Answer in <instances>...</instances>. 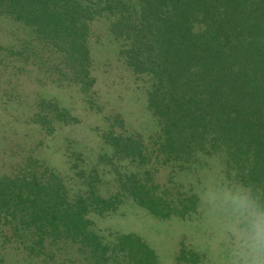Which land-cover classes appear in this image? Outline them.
Wrapping results in <instances>:
<instances>
[{
    "label": "trees",
    "instance_id": "obj_1",
    "mask_svg": "<svg viewBox=\"0 0 264 264\" xmlns=\"http://www.w3.org/2000/svg\"><path fill=\"white\" fill-rule=\"evenodd\" d=\"M0 17L29 27V42L47 51L38 62L51 54L47 68L55 71L43 74L34 52L31 60L29 52L12 59L0 44V95L14 99L24 125L23 134L0 132V230L9 253L34 264H65L67 257L70 264H160L139 236L105 239L91 216L125 199L159 217L188 214L199 200L189 174L197 185L205 167H218L220 177L264 205V0H0ZM98 17H106L135 78L148 82L146 106L157 130L144 143L117 131L113 120L101 132L106 145L97 161L72 163L61 174L34 154V141L55 122L77 118L26 87L49 80L87 93L94 84L90 23ZM108 154L131 163L115 168L112 184L100 164Z\"/></svg>",
    "mask_w": 264,
    "mask_h": 264
},
{
    "label": "rangeland",
    "instance_id": "obj_2",
    "mask_svg": "<svg viewBox=\"0 0 264 264\" xmlns=\"http://www.w3.org/2000/svg\"><path fill=\"white\" fill-rule=\"evenodd\" d=\"M107 27L106 17H98L90 23L88 44L94 84L87 93L81 91L79 85L52 80H43L37 85L29 84L26 87L32 96L35 86V90L39 93L43 91L46 98H50L58 106H66L77 118L68 123L55 122L53 130L43 131L45 136L34 141L39 150L34 154L61 174L69 171L72 163L80 166L97 161L100 150L106 145L101 132L113 120V127L117 131L139 137L144 143L149 142L150 135L157 130L154 116L146 106L145 86L148 82L144 78H135L131 69L123 62L118 55L119 42L112 37ZM32 36L29 27L0 17V44L5 46L3 52L11 54L12 59L17 54L19 61H23L29 52L30 60L36 53L38 62L39 54L47 52L29 42L28 39ZM10 47H15L16 51H12ZM51 58V54H44L39 64L36 63L43 67L45 75L50 70L55 74L53 69L47 68ZM40 79L42 78L38 81ZM4 86L6 85L0 86V92H4ZM18 99L24 100L23 97ZM9 100L14 99H10L8 94L0 95V132L10 134L8 127H13L23 134L20 111ZM107 117L111 119L108 120ZM28 132L32 134L31 129H27L25 133ZM32 136L35 137L36 134ZM4 142V139L0 140V147ZM100 164L104 169V179L110 181V177L116 176V167L127 170L131 163L125 160L119 162L108 154ZM189 177L199 194L196 210L183 216L159 217L134 201L125 199L116 210L108 214L94 213L91 216L92 228L105 235L108 240L117 233L130 232L139 236L153 248L160 264H233L236 237L233 234L234 217L230 196L241 186L220 177L218 167H205L197 185L194 174H189ZM110 183L106 187L112 189ZM114 189L113 187L112 190ZM9 243L0 230V264H34L30 257L22 260L19 253H9ZM70 263L71 258H65V264Z\"/></svg>",
    "mask_w": 264,
    "mask_h": 264
},
{
    "label": "clouds",
    "instance_id": "obj_3",
    "mask_svg": "<svg viewBox=\"0 0 264 264\" xmlns=\"http://www.w3.org/2000/svg\"><path fill=\"white\" fill-rule=\"evenodd\" d=\"M230 204L236 237L233 264H264V205L242 186L230 196Z\"/></svg>",
    "mask_w": 264,
    "mask_h": 264
}]
</instances>
